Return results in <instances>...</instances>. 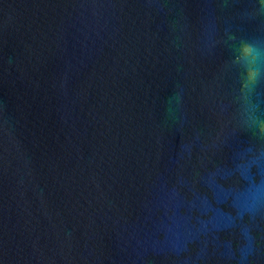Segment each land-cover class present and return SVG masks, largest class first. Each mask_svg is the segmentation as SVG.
<instances>
[{
	"label": "water",
	"instance_id": "1",
	"mask_svg": "<svg viewBox=\"0 0 264 264\" xmlns=\"http://www.w3.org/2000/svg\"><path fill=\"white\" fill-rule=\"evenodd\" d=\"M0 264H264V0H0Z\"/></svg>",
	"mask_w": 264,
	"mask_h": 264
}]
</instances>
